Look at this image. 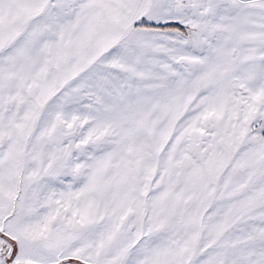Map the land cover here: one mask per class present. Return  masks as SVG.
Listing matches in <instances>:
<instances>
[{"label":"snow or ice","instance_id":"obj_1","mask_svg":"<svg viewBox=\"0 0 264 264\" xmlns=\"http://www.w3.org/2000/svg\"><path fill=\"white\" fill-rule=\"evenodd\" d=\"M0 264H264V0H0Z\"/></svg>","mask_w":264,"mask_h":264}]
</instances>
